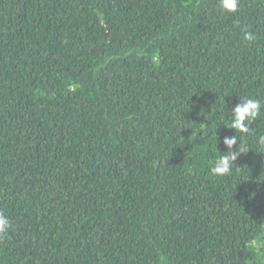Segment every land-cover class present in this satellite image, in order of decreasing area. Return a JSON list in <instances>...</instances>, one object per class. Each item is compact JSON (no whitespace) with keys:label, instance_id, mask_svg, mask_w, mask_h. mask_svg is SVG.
Masks as SVG:
<instances>
[{"label":"trees","instance_id":"trees-1","mask_svg":"<svg viewBox=\"0 0 264 264\" xmlns=\"http://www.w3.org/2000/svg\"><path fill=\"white\" fill-rule=\"evenodd\" d=\"M240 96L264 0H0V264H264V109L209 173Z\"/></svg>","mask_w":264,"mask_h":264},{"label":"clouds","instance_id":"clouds-1","mask_svg":"<svg viewBox=\"0 0 264 264\" xmlns=\"http://www.w3.org/2000/svg\"><path fill=\"white\" fill-rule=\"evenodd\" d=\"M219 7L222 12L236 13L239 9V0H219ZM244 39L246 41H254L256 39L255 34L250 31H244ZM225 97V96H224ZM222 107L227 115L228 123H222L226 128L234 129L238 135L231 137L225 136L223 143L226 147V151L220 153L217 148L218 138L215 132L216 138V151L217 157L211 161L209 173L213 177L223 178L229 176L234 171L239 173L241 167H234V163L238 157L246 153L249 148L247 138L252 135L251 127L249 126L254 120L261 117L264 104L258 98L251 96H240L239 102L231 109L225 110L224 103ZM217 128V126H216ZM215 128V130H216ZM257 152H264V134H260L256 138ZM235 146V150H233ZM12 226L10 218L4 213L0 212V237L6 235ZM247 247L256 249V259L264 262V244H261L257 239H252L247 242ZM252 264V262H250Z\"/></svg>","mask_w":264,"mask_h":264},{"label":"rangeland","instance_id":"rangeland-1","mask_svg":"<svg viewBox=\"0 0 264 264\" xmlns=\"http://www.w3.org/2000/svg\"><path fill=\"white\" fill-rule=\"evenodd\" d=\"M259 242H261L262 240H258Z\"/></svg>","mask_w":264,"mask_h":264}]
</instances>
